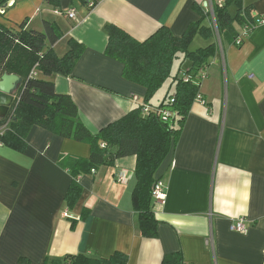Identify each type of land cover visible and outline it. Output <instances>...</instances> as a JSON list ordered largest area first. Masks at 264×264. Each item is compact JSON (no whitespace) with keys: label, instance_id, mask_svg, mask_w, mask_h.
<instances>
[{"label":"crops","instance_id":"crops-1","mask_svg":"<svg viewBox=\"0 0 264 264\" xmlns=\"http://www.w3.org/2000/svg\"><path fill=\"white\" fill-rule=\"evenodd\" d=\"M11 1L0 10L1 24L18 29L27 20V28L43 30L46 20L56 22L60 57L69 40L84 45L72 76L39 77L71 96L95 134L146 104V89L126 80L124 65L106 53L107 26L140 42L165 27L182 37L202 11L208 15L204 25L216 31L217 52L199 86L204 102L192 104L177 145L157 173L166 197L154 203L156 237L139 230L136 156L82 175V197L70 209L65 197L72 179L59 159H87L91 146L34 126L25 151L0 144V264H44L79 254L109 258L115 252L128 255V264H163L179 253L182 264H264V24L255 25L264 18V0H241L254 27L240 45L222 42L214 29L212 8L221 0H98L94 7L58 0V8L46 0ZM72 9L74 20L66 16ZM230 12L234 16L236 7ZM244 27L236 25L238 37ZM202 40L200 48L211 44ZM190 68L179 67V76ZM161 89L151 107L161 104L170 85L163 94ZM120 171L127 172L124 183L117 182ZM241 218L247 233L231 228Z\"/></svg>","mask_w":264,"mask_h":264},{"label":"trees","instance_id":"trees-1","mask_svg":"<svg viewBox=\"0 0 264 264\" xmlns=\"http://www.w3.org/2000/svg\"><path fill=\"white\" fill-rule=\"evenodd\" d=\"M11 0H0V10ZM58 8V0H46ZM94 6L98 0H84ZM236 7L232 16L230 7ZM217 31L221 41L235 43L239 33L236 25H251L254 19L244 16L251 14L241 0H223L213 6ZM200 20L189 26L182 37H176L168 28H161L144 42L132 38L115 26H107L109 44L107 54L124 65L123 77L146 89L145 103L151 106L158 91L171 79L170 90L157 106L168 110L171 116L165 120L160 114L143 115L139 107L123 119L114 122L99 133H93L81 120L78 106L71 96L56 91L50 77L55 74L70 77L85 50L84 45L74 39L69 40L70 49L60 57L54 46L62 37L56 22L46 20L43 30L27 28V20L18 29L0 23V77L15 74L20 83L14 92V101L4 118H0V144L23 152L27 148V138L34 126L42 127L55 135L91 146L90 157L79 158L64 155L59 164L71 176V184L65 197L68 208L73 209L83 194L80 183L82 175L94 174L102 166H113L116 160L136 156V187L133 203L138 213L139 230L145 238L158 234V224L154 213L156 199L153 191L160 180L157 173L177 145L190 108L197 100L199 86L193 81H185L183 75L197 76L216 55V31L204 25L208 17L199 11ZM0 11V17H4ZM247 23V24H246ZM254 23L252 24V26ZM200 37L211 44L191 50L194 40ZM189 62L191 68L179 76L172 74L174 63L180 58ZM36 72V76L32 73ZM171 90L173 92L171 93ZM102 145H105L102 147ZM129 257L123 252H115L109 258L84 254L67 255L63 258L47 259L44 264H128ZM163 264H182L181 254L165 257Z\"/></svg>","mask_w":264,"mask_h":264},{"label":"built area","instance_id":"built-area-1","mask_svg":"<svg viewBox=\"0 0 264 264\" xmlns=\"http://www.w3.org/2000/svg\"><path fill=\"white\" fill-rule=\"evenodd\" d=\"M223 3V0L219 1V4H222ZM90 7H94V4L93 3H90L89 5ZM58 13H61L59 10H56ZM67 17L69 19H76V10L75 9H72L70 11H68L66 13ZM212 16H213V26H214V29L216 30L217 29V26H216V21H215V15H214V12H213V8H212ZM261 24H264V18H261V19H258L257 20V23L255 25H261ZM254 25L252 26L251 25H248L246 27H244V29L242 30V34L240 37H238L236 39V44L240 45L241 42H242V38L247 36L250 31H252ZM33 76H36V72H33L32 73ZM206 78V73L204 71H200L197 76L195 77H191V75H183V79L185 81H193L195 84L197 85H200V83L202 82V80H204ZM135 100H138L136 97H135ZM197 100H200L202 102H204L203 98L201 95H198L197 97ZM141 109L142 111L145 113V114H150V113H156V114H160L162 116H164L165 120H167L170 116H171V113L168 111V110H165V109H162V108H158V107H151L150 105L148 104H141ZM4 132V129L3 128H0V134H2ZM105 145H102V147H104ZM128 176H127V172H124V171H120L118 172L117 174V182L119 183H124L126 182ZM163 188H164V184L161 180H159L155 187H154V191H153V196L156 200H159V201H162L165 199L166 195L163 191ZM63 217L64 218H70V213L69 211H65L63 213ZM231 228L233 231H236L238 233H247L248 230H249V226L247 225V221L246 219L244 218H241L239 219L238 221H236L234 224L231 225ZM263 253H264V250H263Z\"/></svg>","mask_w":264,"mask_h":264},{"label":"water","instance_id":"water-1","mask_svg":"<svg viewBox=\"0 0 264 264\" xmlns=\"http://www.w3.org/2000/svg\"><path fill=\"white\" fill-rule=\"evenodd\" d=\"M12 1H9L1 7V11H5ZM20 83V77L15 74H3L0 77V118L6 117L13 101L14 92Z\"/></svg>","mask_w":264,"mask_h":264},{"label":"rangeland","instance_id":"rangeland-1","mask_svg":"<svg viewBox=\"0 0 264 264\" xmlns=\"http://www.w3.org/2000/svg\"><path fill=\"white\" fill-rule=\"evenodd\" d=\"M202 46H205V42H204L200 37H197V38L195 39V41L192 43L190 49L194 51V50H196V49H198V48H200V47H202ZM182 59H183V58L180 56V58L174 63L173 70H172V74H173L174 76H175V74L177 73L178 68L180 67L181 63L183 62ZM188 63H189V62H186V63L183 65V69H186V67L188 66ZM170 83H171V79H169V80L165 83V85L162 87V89H161V91H160L161 93H159V94H163V93H165L166 90L168 89ZM164 91H165V92H164ZM142 113H144V112L142 111ZM144 115H147V114L144 113Z\"/></svg>","mask_w":264,"mask_h":264}]
</instances>
